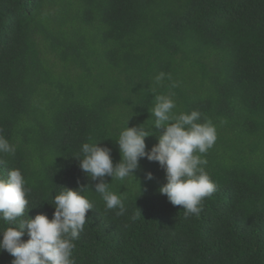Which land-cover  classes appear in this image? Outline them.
<instances>
[{
  "label": "trees",
  "instance_id": "trees-1",
  "mask_svg": "<svg viewBox=\"0 0 264 264\" xmlns=\"http://www.w3.org/2000/svg\"><path fill=\"white\" fill-rule=\"evenodd\" d=\"M1 81L13 95L0 99V135L16 151L0 156V177L20 169L49 219L63 187L99 182L75 159L83 143L109 147L115 164L127 123L152 127L153 88L216 126L205 168L217 190L199 216L156 211L165 172L143 158L141 185L106 178L126 197L124 215L106 210L110 230L95 226L102 198L85 193L94 207L75 264H264V0H0ZM13 259L0 253V264Z\"/></svg>",
  "mask_w": 264,
  "mask_h": 264
},
{
  "label": "clouds",
  "instance_id": "clouds-1",
  "mask_svg": "<svg viewBox=\"0 0 264 264\" xmlns=\"http://www.w3.org/2000/svg\"><path fill=\"white\" fill-rule=\"evenodd\" d=\"M165 77L163 72L155 77V84L162 90ZM2 86L0 99L5 103L3 94L12 99L13 88L6 81L0 82V88ZM152 94L153 107L148 110L153 119L152 127L146 129L144 124L129 127L127 123L116 140L120 162L114 164L112 150L101 146V142L92 141L91 137L90 142L82 144L81 156L75 159L91 181L99 182L95 184V190L91 184H80L76 189L63 187L64 190L54 197L55 211L51 219L48 210L42 213L39 194L26 186L27 180L20 169H10L6 178L0 177V220L8 224L19 223L18 228H0V253L6 251L14 257L12 264H75V241L85 229L88 211L94 207L85 193L91 186V190L102 198L104 203L100 202L97 207L95 226L110 230L106 210H118L117 215L126 212L124 192H114L110 185L113 181L138 180L135 173L143 158L158 162L165 172L166 183L160 185L155 198L156 211L162 207L176 210L177 206H182L186 215H200L205 198L217 190V184L205 168V154L217 140L216 126L207 119L201 123L199 111H175L176 102L172 96L157 94L155 88ZM156 129L163 131L157 134ZM154 135L158 142L148 149L146 138ZM15 151V146L0 135V156L14 155ZM107 177H111V183L107 182ZM145 178L152 180L153 173L148 172ZM161 195L167 197L165 204L161 202ZM31 206L40 209L37 211ZM111 215L114 217L112 212ZM125 229L127 233L134 232V227L129 225ZM25 235L26 241L22 240Z\"/></svg>",
  "mask_w": 264,
  "mask_h": 264
}]
</instances>
